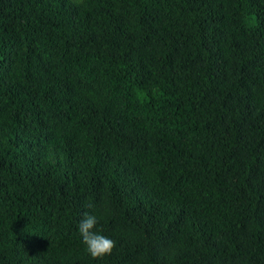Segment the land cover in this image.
I'll return each instance as SVG.
<instances>
[{
  "label": "trees",
  "instance_id": "obj_1",
  "mask_svg": "<svg viewBox=\"0 0 264 264\" xmlns=\"http://www.w3.org/2000/svg\"><path fill=\"white\" fill-rule=\"evenodd\" d=\"M0 264H264V0H0Z\"/></svg>",
  "mask_w": 264,
  "mask_h": 264
},
{
  "label": "clouds",
  "instance_id": "obj_2",
  "mask_svg": "<svg viewBox=\"0 0 264 264\" xmlns=\"http://www.w3.org/2000/svg\"><path fill=\"white\" fill-rule=\"evenodd\" d=\"M97 224L98 220L95 215L86 214L79 222L78 230L87 252L93 258L100 259L113 252L116 242L97 230Z\"/></svg>",
  "mask_w": 264,
  "mask_h": 264
}]
</instances>
